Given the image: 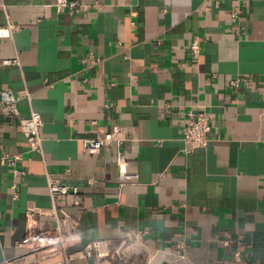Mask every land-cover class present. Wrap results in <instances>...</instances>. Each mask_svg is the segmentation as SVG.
Listing matches in <instances>:
<instances>
[{
  "label": "crops",
  "instance_id": "1",
  "mask_svg": "<svg viewBox=\"0 0 264 264\" xmlns=\"http://www.w3.org/2000/svg\"><path fill=\"white\" fill-rule=\"evenodd\" d=\"M80 1L87 10L0 0V26H17L0 37V92L32 96L17 118L0 111V261L53 226L36 216L32 231L26 219L29 207L51 205L49 171L83 196L81 206L57 199L78 220L70 249L146 231L135 246L153 264H264V0ZM196 37L198 58L189 50ZM31 107L42 117L43 154L20 126ZM201 109L209 144L185 153L183 126ZM115 125L138 175L122 192L114 150L82 145ZM3 154L22 158L12 168Z\"/></svg>",
  "mask_w": 264,
  "mask_h": 264
},
{
  "label": "built area",
  "instance_id": "2",
  "mask_svg": "<svg viewBox=\"0 0 264 264\" xmlns=\"http://www.w3.org/2000/svg\"><path fill=\"white\" fill-rule=\"evenodd\" d=\"M57 8L66 7L70 10H87L89 5L80 0H57ZM17 29L15 23L8 20L7 24L0 26V37H9ZM190 54L198 58L202 53L200 38L196 37L190 44ZM95 54L90 53L88 60L95 59ZM86 59V60H87ZM17 61V60H16ZM6 62H10L7 60ZM231 87L238 86V79L230 82ZM1 103L0 111L5 116L17 118L20 116L19 101L26 98L31 102L32 96L28 90L15 93L11 89H4L0 92ZM41 114L31 107L30 114L23 117L20 126L25 134L29 148L43 154V137ZM212 131L210 115L205 109L198 110L189 114L183 126V141L185 153H192L195 150L205 148L209 144ZM127 140L124 130L115 125L110 131L103 134L96 133L82 138L83 150L86 153H99L107 145L115 152L116 163L118 166V190L122 192L128 185L136 184L138 175L128 170V160L123 150ZM2 161L16 167V163L22 158L21 154H3ZM22 172L15 169V174ZM47 189L50 195L51 205L48 208L38 206L29 207L26 210L28 228L32 230V224L36 216H50L53 219V226L48 230L34 231L28 240V251L18 257L5 259L0 264H76L77 261L88 260L91 264H153L149 255H145L135 246L137 238L146 233L137 232L135 236H126L116 244H112L108 239H97L88 242L80 248L70 249L68 240L77 229L78 220L74 218L63 206H60L57 199L61 196H71L76 206H81L83 196L78 186L63 184L61 179L51 172L46 171ZM93 177L88 178V183H93ZM13 196L17 197L16 185H13ZM224 245H229V240H223ZM21 245V243H18ZM46 252V253H45ZM238 255V254H237Z\"/></svg>",
  "mask_w": 264,
  "mask_h": 264
}]
</instances>
